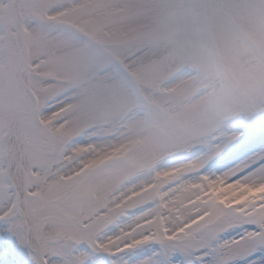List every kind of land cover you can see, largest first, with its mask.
I'll return each instance as SVG.
<instances>
[{"label": "snow or ice", "instance_id": "snow-or-ice-1", "mask_svg": "<svg viewBox=\"0 0 264 264\" xmlns=\"http://www.w3.org/2000/svg\"><path fill=\"white\" fill-rule=\"evenodd\" d=\"M260 111L264 0H0V222L32 264H264V153L201 174Z\"/></svg>", "mask_w": 264, "mask_h": 264}, {"label": "rangeland", "instance_id": "rangeland-1", "mask_svg": "<svg viewBox=\"0 0 264 264\" xmlns=\"http://www.w3.org/2000/svg\"><path fill=\"white\" fill-rule=\"evenodd\" d=\"M215 136L212 144H223L224 147L217 156L208 161L201 174L221 175L238 165L251 161L258 154L264 153V111L252 115L241 113L224 121ZM230 136H237L238 139L227 142ZM207 151V146L197 145L190 152L177 153L166 158L160 167L187 162L205 155ZM233 235H238V233L228 234V236ZM80 248L82 251H90L86 245H81ZM154 250V248H145L124 254L119 258L120 264H140ZM177 259L179 257H174V264ZM0 264H32L28 250L18 243L8 231V226L2 222H0ZM90 264H112V261L104 254H94Z\"/></svg>", "mask_w": 264, "mask_h": 264}]
</instances>
